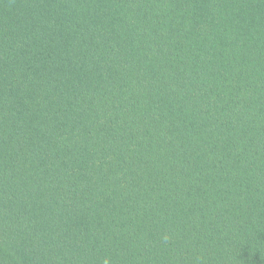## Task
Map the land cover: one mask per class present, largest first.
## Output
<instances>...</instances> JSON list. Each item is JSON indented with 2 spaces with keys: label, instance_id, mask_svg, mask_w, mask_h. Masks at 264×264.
Listing matches in <instances>:
<instances>
[{
  "label": "trees",
  "instance_id": "16d2710c",
  "mask_svg": "<svg viewBox=\"0 0 264 264\" xmlns=\"http://www.w3.org/2000/svg\"><path fill=\"white\" fill-rule=\"evenodd\" d=\"M264 264V0H0V264Z\"/></svg>",
  "mask_w": 264,
  "mask_h": 264
},
{
  "label": "clouds",
  "instance_id": "9594fccd",
  "mask_svg": "<svg viewBox=\"0 0 264 264\" xmlns=\"http://www.w3.org/2000/svg\"><path fill=\"white\" fill-rule=\"evenodd\" d=\"M104 264H109V260L108 259H105L104 260Z\"/></svg>",
  "mask_w": 264,
  "mask_h": 264
}]
</instances>
